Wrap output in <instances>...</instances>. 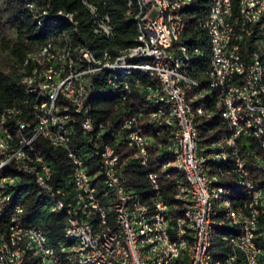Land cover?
Masks as SVG:
<instances>
[{
	"label": "bare ground",
	"instance_id": "bare-ground-1",
	"mask_svg": "<svg viewBox=\"0 0 264 264\" xmlns=\"http://www.w3.org/2000/svg\"><path fill=\"white\" fill-rule=\"evenodd\" d=\"M83 1L92 14L95 33L109 38V25L113 26L109 14L106 13V23L98 4ZM195 1L162 0L163 6L158 7V14L162 16L160 32H165V36L168 34L170 41L177 42L175 47L167 49L170 81L175 83V89L182 98V106H186V109H182V116H186L187 121L191 123L193 143L198 151L201 171L209 181L207 192L210 213L209 223L204 231L201 264H222V260L229 254V247H225L224 242L229 236H235L230 237V253L233 258H240L241 255L243 258H252V246H255L261 263L264 264V114L260 111L261 108L264 113V58L259 53L251 55L254 65L262 66V73L249 71L252 91L250 95V92H246L244 56L239 50L245 36L248 1L239 0L240 14L235 15L233 0H212L208 15L201 22L210 35L211 59L208 78L209 84L214 82V79L225 80L226 100L218 86L201 89L200 82L185 72L191 54L188 46L181 42V34L185 28L183 9L192 6ZM249 2L251 9H258V0ZM129 6L131 9L137 7L135 19L139 34L134 46L121 50L115 56L108 51L98 55L83 44H74L70 36L62 35L58 41L49 40L39 51L30 54L26 61L34 63L31 72L23 77V83L26 91L35 97V103L32 104L36 107V112H33L35 122L32 124L31 121L30 123L19 118V108L6 109L0 118V159H8L0 160V173L9 175V178L0 179V264H48L38 260L41 258V243L47 244L53 259H60L61 264H89L87 261H81L76 247H72L77 244L88 245V236H99L97 252L109 253L110 249H119L121 246L124 251H132L128 224L121 213L122 198L119 190L124 195L123 205L133 229L134 246L143 260H155L154 264H172L173 259L174 264H197L196 255L201 241V213L199 202H193V198L194 201H201V190L195 180L194 170L188 169L186 152L180 147L172 148L174 139H177L178 120L170 81H166L163 57L148 58L147 65L146 57L143 56L154 50V41L149 38L150 22H147L146 17L147 0H129ZM176 6H180L176 9L178 24L173 23L168 13V10H174ZM58 14L73 19V13L61 10ZM259 18H251L250 27H253ZM219 36H225V40H220V47H224L223 59L230 61L226 78L223 67L216 62L215 41L219 40ZM195 51L198 53L200 50L196 48ZM130 55H133L134 70L126 63L108 65L116 57ZM104 70L108 73V82L113 78L114 82H120V87L126 92L135 88L132 81L136 73L147 75L146 95L152 108L147 114L142 113L141 119L137 116L141 137L139 132H135V127H130L126 121H122L116 128L117 126L113 127L109 123H97L94 119L92 104L89 101L94 88L93 77ZM75 75L73 90H77L78 98L87 96L83 116L88 128L83 120L80 124L88 138L89 132L91 137H96L97 146H102L105 152L107 165H111L115 175H118V186H114L108 167H104L102 154L100 173L106 187L103 196L108 198V206L97 195V173L89 172L84 158L71 145L74 137V124L71 122L76 118L75 115H80V109L77 104H70V100L65 98V92L44 89L66 87L69 79ZM110 84L115 86V83ZM137 88L145 92V86ZM192 88L198 89L194 95L189 94ZM212 92H215V97L223 106V116L229 131L210 143L202 144L197 127L199 115L211 116V113H208L204 100L196 106L193 103L197 99H205L207 94L211 95ZM125 93L121 95L123 99L127 98ZM227 100H230V103ZM256 104L260 108H256ZM232 108L235 110L234 114ZM57 109L67 111L69 120H64ZM149 128L155 129L156 136L162 135L165 128L169 129L168 140L165 143L158 141L159 146L163 148L161 154L171 157L162 162V173L169 175L167 170L173 167L184 176L176 180L177 191L174 199L177 213L174 218L169 204L161 195L160 172L153 171L154 178L151 171L147 174L151 191L150 202H146L133 186L125 182L123 171L127 164L132 160L142 165L149 162L150 148L155 144L153 133L147 131ZM5 129L11 133L13 139L9 134H4ZM120 133L121 140L115 139V134ZM252 133L259 134L261 139H252V142H249ZM39 137L47 139L55 147L65 148L72 160L73 171L69 182L67 181L72 192L60 187L63 201L56 194L48 192L55 190L56 185L53 182L51 163L43 162L47 159L36 147V139ZM112 137L133 148L134 153L122 157L120 150L115 147L116 144L104 143L107 138ZM89 140L93 143V138ZM25 142L29 149L22 148ZM71 151L74 155H71ZM210 151H214V157ZM21 170L25 173L35 172L36 177L41 178V184L45 188L38 186L39 194L47 200L49 210L64 211L67 220H73L75 216L80 223H86L88 235L85 232L72 231L70 222H66L65 239L68 242L53 247L48 243L42 228L27 223L23 204L15 202L10 190L20 183ZM80 174H83V179H88L87 187L77 186ZM225 178L227 181L223 180ZM111 212L114 214V221L109 218ZM23 224H29V228L16 229ZM221 225L227 226L230 231L221 234L217 242L216 229ZM109 227L113 232L112 238L109 235ZM245 227L249 228V242L244 236H239L245 234ZM29 230L44 234H40L39 240L35 235H29ZM88 257H92V263H99L96 248L88 249ZM23 258L25 260H22ZM110 262L128 264V257L126 253H112ZM232 264H245V260H237V263Z\"/></svg>",
	"mask_w": 264,
	"mask_h": 264
},
{
	"label": "trees",
	"instance_id": "trees-1",
	"mask_svg": "<svg viewBox=\"0 0 264 264\" xmlns=\"http://www.w3.org/2000/svg\"><path fill=\"white\" fill-rule=\"evenodd\" d=\"M88 1L98 4L100 11L109 14L114 26L111 38H104L95 33L92 14L83 0H0V41L3 42V47L9 51L7 65L0 67V118L6 109L19 108L20 112L17 113L19 118L31 121L32 124L35 122L34 114L31 113L30 108V102L34 104L35 97L26 91L23 77L29 74L34 66L33 62L26 63L30 54L39 51L41 46L49 40L58 41L62 35H68L74 44L86 45L98 55H102L103 50L106 49L112 56L136 44L139 34L135 19L137 7L131 9L129 0ZM211 4L212 0H196L192 6L183 9L185 28L181 34V42L188 46L191 54V59L185 66V72L189 77L200 82L201 89L209 87L208 70L211 59L210 35L201 22L207 17ZM233 8L234 14L239 15V0H233ZM61 10L65 13H73V19L59 15L58 12ZM253 27L254 33L243 44L242 54L244 56V52H247L251 56L259 52L264 58V13ZM165 39L168 44L167 49L177 45V42L169 40L168 34ZM196 48L200 50L198 53L195 51ZM137 74L141 76L143 82H148L147 75L139 72L136 73V77ZM107 76L108 73L104 70L93 77L94 88L89 101L92 104V115L97 123H109L118 128L122 122L121 119L128 113V110L133 109L134 113H138L137 116L140 119L142 113H148L152 107L145 92L138 88H132V92H126L120 86L111 85ZM197 91V88H192L189 90V94L194 95ZM123 93L127 98L118 101L117 99H121ZM201 101L205 103L208 113H211V116L199 115L197 124L200 141L202 144H207L228 133L229 128L223 116V106L215 97V92H212L211 95L208 93L205 99H197L193 104L196 106ZM79 116L75 115L77 119L75 118L71 122L72 125L74 124V137L71 145L82 155L89 172L97 173V195L108 206V198L103 196L106 187L103 183V175L100 173L102 169L100 149L102 150L103 147L96 148L89 140L80 124L81 120H78ZM147 131L153 133L155 143L152 145L154 147L150 148L149 162L147 165H142L136 160H132L127 164L123 171L125 182L133 186L146 202H150L151 191L147 174L151 170L160 172L161 195L169 204L171 215L174 218L177 213L174 199L177 191L176 180L184 176L173 167H169L167 170L169 175L161 171L164 159L171 158L162 155L163 148L159 146L160 142L165 143L168 140L169 129L165 128L160 136H156L155 129L149 128ZM104 143L116 144L115 147L120 150L124 158L134 153L133 148L115 140L114 137L107 138ZM36 147L53 167L54 184L70 191L67 178H71L73 163L67 150L51 145L43 137L36 139ZM223 180L227 181L226 178ZM12 193L15 202L23 204L27 223L42 228L51 246L58 247L59 244L68 242L65 239L67 215L64 211L52 212L49 210L47 200L39 194V188L31 177L24 176L23 180L13 187ZM113 216L112 212L109 213L111 221H114L115 217ZM229 231L227 226H218L215 240L219 242L220 235Z\"/></svg>",
	"mask_w": 264,
	"mask_h": 264
},
{
	"label": "built area",
	"instance_id": "built-area-1",
	"mask_svg": "<svg viewBox=\"0 0 264 264\" xmlns=\"http://www.w3.org/2000/svg\"><path fill=\"white\" fill-rule=\"evenodd\" d=\"M247 1H248V8H247V22H246V28H245V36L242 42V48H239V50H243V44L248 40L251 34L254 33V27H250L251 18H259L264 13V0H258V9H251V2H249V0ZM159 6H163L162 0H147L146 17H147V22H150V37L149 38H150V41H154V50L151 53H145L143 56L146 57L147 65H148V58H155V56H162L163 64L165 67L166 81H170V73H169L170 61H169V56L167 54V43L165 40V32H160L162 16L158 14ZM178 7L180 6H176L174 10H168V13L170 17L172 18L173 23H176V24H178L177 18H176V9ZM103 15L105 16V22L108 23V18H107L105 11H103ZM224 20L225 21L227 20V13H226V17ZM109 28H111V36H109V38H111L114 33V26L109 25ZM220 40H225V36H219V40L215 41V56H216V62L218 63V65L223 67L225 78H226V73L228 72V63L230 61L223 59L224 47H220ZM105 52H107L106 49L103 50V53ZM132 56L133 55L116 57V59L112 60V63L108 65H117L119 63H126V65H128L130 69L134 70L135 65H132ZM243 65L245 68L246 92H250V95H252V91L250 90L249 71H257V73H262V66L254 65L252 61V57L249 56V53L247 52L246 53L244 52ZM75 78H76V75L75 77L70 78L68 81V86L66 87H50V88H44V89H50L53 92H65V98L70 100V104H77V107L80 109V116H79L80 118L78 120H83V123L88 128V125L86 124L85 116H83V109H84V104H85L87 96H85V98L77 97V90H73V81ZM109 83H115V86H120V82H114L113 78L110 79ZM132 84L135 88H137V86H145V93L148 95V89L145 85V82H143L139 74H137V77L133 78ZM224 84H225V80H215L214 79V82H210L209 86L220 87L222 95L225 96V100H226V91H224ZM170 86H171V96H174V108H175V114L178 120L177 139H174V144L172 148L180 147L184 152H186L188 169L194 170L195 180H197L199 184V189L201 190V201H194V198H193V202H199V211L201 213V241H200L198 253L196 255L197 264H201V249H203L204 231L209 223V213H210L208 210L209 193L207 192V185H209V181L206 179L205 173L201 171V164L198 161V151L196 149L195 143H193V132L191 128V123L187 121L186 116H182V109H186V106H182V98L179 97L177 90L175 89V83H171L170 81ZM117 100L119 101V100H124V99L121 98ZM227 101L230 103V100H227ZM30 108H31V112H36V107H33L31 102H30ZM256 108H260V106L256 104ZM57 111L60 112L64 120H69V116H67V111H61L59 109H57ZM260 111H261V114H264L261 108H260ZM234 112L235 110L232 108V113L234 114ZM137 114L138 113L133 112V109L128 110V113L121 119V121H126V124H128L130 127H135V132H139L140 137H141L142 133L138 129ZM36 115H41V114H36ZM121 133L115 134V139L121 140ZM4 134H9V136L11 137V133L6 131V129L4 130ZM89 138H93V145L100 149V146H97L96 144V137H91L90 132H89ZM252 139H261V137L257 133H252L249 139V142H252ZM22 148L29 149L26 142L25 144L22 145ZM100 152L104 155V167H108V172L110 173L111 181H113L114 186H118V175H115L114 170L112 169L111 165H107L105 161V152L101 149H100ZM210 152H211L212 157H214V151H210ZM71 155H74L73 151H71ZM0 160L8 161L7 158L0 159ZM47 161L48 160H43V162H47ZM237 164H238V159H237ZM151 173H152V178H154L153 170H151ZM24 176L31 177L33 180H35L37 186H42L41 178L36 177L35 172L25 173L23 170H21V175L19 176L20 182L23 180ZM1 178H9V175L7 173H0V179ZM67 180L69 181V178H67ZM87 180L88 179H83V174H80L79 183H77V186L87 187ZM42 188H45V187L42 186ZM10 190H11V196H13V193H12L13 188H10ZM48 192L56 194L58 198H60L63 201V199L61 198L60 185H57L55 190H48ZM119 195L122 198V206L120 208H121V213L124 216V219L126 220L128 224V232L130 234L131 242H132V251H124V247L121 246L119 249H110L109 253L97 252V244H98L99 236H88V245L77 244V245H72V247H76V251L79 252L81 261H87L89 262V264H115V263L110 262V255L112 253H126V256L128 257V264H154L155 260H143L142 255H139V250L134 246L133 229L130 227V222H128V217H126V208L123 205L124 195L121 193L120 190H119ZM160 204L162 206V203ZM99 211L101 212V209H99ZM3 222H7V220H3ZM66 222H70V227L72 231L85 232V234L88 235L87 224L80 223L75 216L73 220H66ZM160 224L162 225V222ZM21 227L29 228V224H23V226H17L16 229H20ZM11 234L13 236V233ZM40 234H44V233H34L33 231L29 230V235H35L36 238H38L39 240H40ZM109 235H110V238L113 237V232L110 227H109ZM239 236H244L245 238L248 239V242H249V228L245 227V234L239 235ZM230 237H235V236H229L224 239L225 247H229V254L225 260H222V264L237 263V260H245V264H249V262H258V264H262L260 260V256L257 252V249H255V246H252V258H243L242 255L240 258H233L230 253V246H231ZM13 238H16V237H13ZM25 248L27 250V245L25 246ZM89 248H96V256H99V263H92V257H88ZM22 260H25V258H23ZM38 260L46 261L48 262V264H61L60 259H53L52 253L49 251V247L45 243H41V258H38ZM172 264H174L173 259H172Z\"/></svg>",
	"mask_w": 264,
	"mask_h": 264
},
{
	"label": "rangeland",
	"instance_id": "rangeland-1",
	"mask_svg": "<svg viewBox=\"0 0 264 264\" xmlns=\"http://www.w3.org/2000/svg\"><path fill=\"white\" fill-rule=\"evenodd\" d=\"M1 28V24H0ZM9 51L3 47V42L0 41V67H4L8 63Z\"/></svg>",
	"mask_w": 264,
	"mask_h": 264
}]
</instances>
